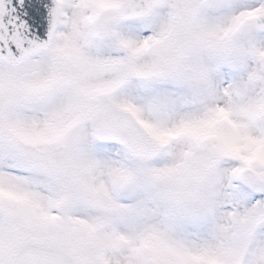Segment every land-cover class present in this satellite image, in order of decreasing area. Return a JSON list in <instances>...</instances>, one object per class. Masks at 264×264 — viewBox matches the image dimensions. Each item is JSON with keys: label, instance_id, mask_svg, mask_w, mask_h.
Returning <instances> with one entry per match:
<instances>
[{"label": "snow or ice", "instance_id": "snow-or-ice-1", "mask_svg": "<svg viewBox=\"0 0 264 264\" xmlns=\"http://www.w3.org/2000/svg\"><path fill=\"white\" fill-rule=\"evenodd\" d=\"M0 264H264V0H0Z\"/></svg>", "mask_w": 264, "mask_h": 264}]
</instances>
